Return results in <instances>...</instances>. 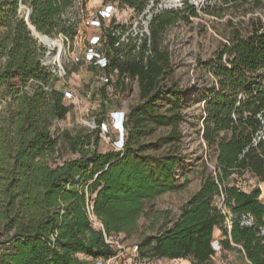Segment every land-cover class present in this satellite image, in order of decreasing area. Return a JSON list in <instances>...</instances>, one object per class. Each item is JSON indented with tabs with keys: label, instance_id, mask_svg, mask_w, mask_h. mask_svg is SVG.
Instances as JSON below:
<instances>
[{
	"label": "trees",
	"instance_id": "1",
	"mask_svg": "<svg viewBox=\"0 0 264 264\" xmlns=\"http://www.w3.org/2000/svg\"><path fill=\"white\" fill-rule=\"evenodd\" d=\"M113 1L137 15L149 4ZM188 1L182 10L156 13L149 36L139 45L123 41L126 30L115 18L109 27L103 25L97 46L107 61L103 74L120 91L126 90L127 80L137 79L141 102L126 114L122 151H98L103 118L94 141L64 132L62 138L78 157L56 162L60 138L51 127L65 121L71 108L65 92L56 88L60 79L44 65L47 49L30 26L40 35L73 43L79 30L69 13L78 4L85 8L88 0H0V264H105L118 255L107 240L137 234L146 202L187 187V180L177 181L183 160L178 148L183 92L169 90L174 101L167 116L157 104L163 78L172 71L170 52L162 48L164 34L180 21L200 18ZM23 8L31 11L29 24ZM202 11L223 15L209 5ZM200 64L213 78L202 94V139L216 153L215 171L206 175L171 227L140 240L138 257L214 264L219 231L221 253L238 251L248 264H264L262 192L258 187L244 191L233 180L250 173L264 183V20L252 17L232 27L226 43ZM160 127H170L169 136L145 144L147 134ZM165 145L171 152L150 154ZM92 218L102 228H95Z\"/></svg>",
	"mask_w": 264,
	"mask_h": 264
},
{
	"label": "rangeland",
	"instance_id": "2",
	"mask_svg": "<svg viewBox=\"0 0 264 264\" xmlns=\"http://www.w3.org/2000/svg\"><path fill=\"white\" fill-rule=\"evenodd\" d=\"M112 1L88 0L83 9L78 4L69 13L78 23L79 34L74 42H64L59 37L52 38L58 43L52 53L58 56L62 50L60 65L66 73L56 83V88L73 94L72 98L65 101L71 108L67 119L61 122L54 121L51 127L53 136L60 138L58 153L54 158L56 162L78 157L73 153L66 139L62 138L64 132H70L72 137L92 136L94 141L98 123L103 118L106 127L99 129L98 151L105 153L116 149L119 133L114 128L115 120L112 119V115L117 112H129L141 102L137 79L127 80L125 91H120L114 82L105 85L101 81L105 76L102 68H97L89 62L93 38L101 37L103 27H109L110 20L115 18L116 25L124 26L126 30L123 41L128 42L129 38L135 40L134 44L139 45L140 40L149 36V23L156 13L184 8V0H149L144 13L137 15L132 10L117 7ZM222 2L223 0H189L188 4L198 9L200 18L192 19V23L189 24L178 22L165 32L162 40V48L168 50L171 55L172 71L161 83L162 94L157 109L160 114L169 115L174 101L169 90L174 88L183 92L181 96L183 120L180 124L182 139L178 147L183 160L177 181L182 185L187 180L188 185L183 190L166 193L146 202L145 215L138 222L137 234L131 237L120 235L111 238L110 241L118 251V255L105 264H191L189 260L141 259L138 257L137 245L144 237L155 236L163 229L171 227L181 215L183 206L199 191L206 175L214 172L216 153L202 139V117L205 116L202 94L210 87L213 78L204 71L200 63L204 64L211 59L221 45L226 43V36L230 34L232 27L240 28L252 17H260L264 20V0H251L249 4L243 6H225ZM208 5L214 6L223 15L218 18L205 15L202 7ZM108 7L113 9L110 11ZM23 9L24 15L29 12L28 9ZM95 22L100 24L96 26ZM121 33L122 31L119 30L117 34ZM33 34L35 38L40 35L35 31ZM57 66L58 62L55 67ZM28 91L31 93L32 89L28 88ZM102 105L104 107H101ZM170 133V127L155 128L147 134L144 143L154 144ZM93 150L94 147L91 148V151ZM169 152H171L170 146L165 145L159 151H150V154L160 156ZM233 180L247 192L260 188L261 200L264 203V183H261L257 176L247 173L241 178L234 176ZM93 222L95 228H102L98 221L93 219ZM244 223L250 224V221L246 220ZM220 238L221 233L216 231L215 246L218 245ZM215 249L220 251L214 259V264H248L238 251L221 253L219 247Z\"/></svg>",
	"mask_w": 264,
	"mask_h": 264
},
{
	"label": "built area",
	"instance_id": "3",
	"mask_svg": "<svg viewBox=\"0 0 264 264\" xmlns=\"http://www.w3.org/2000/svg\"><path fill=\"white\" fill-rule=\"evenodd\" d=\"M108 9L111 11L113 9V7H108ZM106 13H105V15H106ZM97 24H100V23H96V26H97ZM59 38H61L62 41H64V42H69V40L63 36H59ZM99 42H100V37L93 38L92 43L90 45V54H89V57H90L89 60L90 61L89 62H91L94 66L104 68L107 64V61H106V58L104 56H101L97 50V46H98ZM39 43L43 44L44 47L47 49V53H46V56H45L44 61H43L44 65L50 67L51 71L56 76H58L59 79L63 78V76H65L66 73H65L64 69L62 68V66L60 65L61 58L59 57V59H58V58L52 57L50 60L48 58L49 55L55 50V48L57 46L54 48H51L50 46H47L44 42H39ZM49 47H50V49H49ZM61 52H62V50H61ZM61 52L59 55H61ZM54 56H55V54H54ZM76 61H79V59H76ZM56 62H58L57 67H55ZM112 80L113 79L111 77L106 76V75L101 79V81L105 85L113 83ZM72 96H73L72 93H69V92L65 93V101L69 98H72ZM127 113L128 112H117V113H114L112 115V119L115 120V124H114L115 127L114 128L119 133V140L116 142L117 148L114 149L115 151H122L124 143H125V139H126V135H127L126 129H125V118H126ZM100 127H102V129H104L106 127V124L103 123ZM214 171H215V168H214ZM92 220H93V218H92ZM107 242L112 244V242L109 240H107ZM214 247H219V245L215 246V244H214ZM216 251L219 252L220 250H216Z\"/></svg>",
	"mask_w": 264,
	"mask_h": 264
},
{
	"label": "water",
	"instance_id": "4",
	"mask_svg": "<svg viewBox=\"0 0 264 264\" xmlns=\"http://www.w3.org/2000/svg\"><path fill=\"white\" fill-rule=\"evenodd\" d=\"M30 15H31V11H29L27 14H25V16H24V19H25V21L29 24V19H30ZM30 26V25H29ZM30 28L33 30V31H35V29H33L31 26H30ZM36 32V31H35ZM36 34H38L37 32H36ZM34 35V34H33ZM36 39L39 41V42H44L43 41V39H52V38H50V37H48V36H44V35H38V36H36ZM49 49H50V47H49ZM54 56V54L53 53H51L50 55H49V60L52 58Z\"/></svg>",
	"mask_w": 264,
	"mask_h": 264
},
{
	"label": "bare ground",
	"instance_id": "5",
	"mask_svg": "<svg viewBox=\"0 0 264 264\" xmlns=\"http://www.w3.org/2000/svg\"><path fill=\"white\" fill-rule=\"evenodd\" d=\"M43 41H44V43H45L47 46H50L51 48H54V47H56V46L58 45L57 41L54 40V39H43ZM53 57L59 59V57L61 58V55H58V56L55 55V56H53Z\"/></svg>",
	"mask_w": 264,
	"mask_h": 264
}]
</instances>
